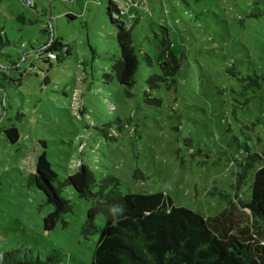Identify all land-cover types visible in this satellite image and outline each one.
<instances>
[{"label": "rangeland", "instance_id": "rangeland-1", "mask_svg": "<svg viewBox=\"0 0 264 264\" xmlns=\"http://www.w3.org/2000/svg\"><path fill=\"white\" fill-rule=\"evenodd\" d=\"M122 3L139 19L131 22L141 53L132 88L112 76L119 49L108 0H0L11 43V59L0 57V256L22 249L50 264L92 261L98 234L82 232L91 202L72 188L62 190L72 210L43 229L53 206L28 182L43 150L61 180L83 163L97 179L119 178L123 192L160 191L206 217L248 199L264 163V0ZM165 27L180 68L169 88L150 90ZM52 45L57 52L45 54ZM17 59L20 72L4 71ZM145 92L162 104L146 103ZM10 126L15 144L4 134Z\"/></svg>", "mask_w": 264, "mask_h": 264}, {"label": "trees", "instance_id": "trees-1", "mask_svg": "<svg viewBox=\"0 0 264 264\" xmlns=\"http://www.w3.org/2000/svg\"><path fill=\"white\" fill-rule=\"evenodd\" d=\"M106 13L111 23L117 26L119 58L111 65L112 76L118 84L132 88L139 65L138 54L141 53L136 51L132 41L134 22H131H138V15L132 18L122 0H108ZM10 45L4 28L0 26V57L11 59L5 52ZM158 49L159 72L146 79L150 90L160 84L169 88L180 68L166 27L163 28ZM48 52L56 53L57 50L52 45L44 51L45 54ZM144 57L148 64L152 62L146 54ZM23 65L21 59L11 60V65L4 71L20 72ZM6 77L2 73V79ZM44 78L45 85L49 78ZM248 80L258 85L251 77ZM9 81L12 84V80ZM3 90L0 86V91ZM144 94L146 103L162 104L160 99L150 98L146 92ZM5 95L4 90L0 102L5 100ZM4 134L8 143L18 142L16 127H8ZM46 154L44 150L39 154L35 172L28 181L53 206V210L43 218V229L46 232L53 230L63 215L72 210L69 200L62 196L65 187L72 188L80 198L90 201L82 227L86 236L98 234L90 264H264V163L255 171L248 199L240 201L239 208L227 200V206L222 211L206 217L176 205L168 194L160 191L123 192L119 178L107 174L97 179L83 163L77 171L61 180ZM258 158L260 156L256 153L247 158L250 162L240 177H245L248 167ZM240 210L247 212L246 221L238 215ZM98 216L104 220L102 226L95 223ZM64 222L62 220L63 225ZM0 264L50 263L33 258L28 251L12 249L0 256Z\"/></svg>", "mask_w": 264, "mask_h": 264}]
</instances>
